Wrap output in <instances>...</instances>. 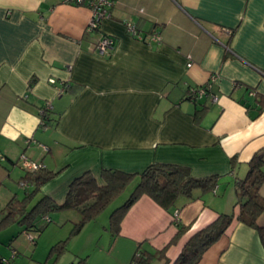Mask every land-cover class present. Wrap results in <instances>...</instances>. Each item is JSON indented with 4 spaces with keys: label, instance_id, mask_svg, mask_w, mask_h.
<instances>
[{
    "label": "crops",
    "instance_id": "obj_1",
    "mask_svg": "<svg viewBox=\"0 0 264 264\" xmlns=\"http://www.w3.org/2000/svg\"><path fill=\"white\" fill-rule=\"evenodd\" d=\"M90 16L87 7L64 0H0V210L20 199L21 155L54 174L40 192L57 204L86 172L103 185L102 170L183 166L197 178L219 176L216 193L180 200L172 212L143 195L118 234L108 232L107 251L100 242L93 246L92 230L72 259L131 264L139 246L147 253L166 247L152 264H173L191 236L219 214L233 213L198 264H264L259 235L237 220L235 206V182L264 147V0H117L100 26L114 39L109 54L94 50L98 34L85 31ZM126 23L142 35L159 33L160 41L135 39ZM62 83L68 89L59 94ZM207 83L214 97L186 99L188 87ZM46 102L51 119L41 129L39 108ZM203 107L196 120L195 109ZM259 193L264 198V180ZM175 217L188 230L169 244ZM256 223L264 227V212ZM19 230L25 236L21 227L0 237L17 256L30 247ZM17 256L11 264H22Z\"/></svg>",
    "mask_w": 264,
    "mask_h": 264
},
{
    "label": "trees",
    "instance_id": "obj_2",
    "mask_svg": "<svg viewBox=\"0 0 264 264\" xmlns=\"http://www.w3.org/2000/svg\"><path fill=\"white\" fill-rule=\"evenodd\" d=\"M200 88L205 90L203 96L198 94ZM211 96L213 94L210 89L206 88V84L187 88L186 99L190 102L196 103L201 97ZM45 107L43 104L39 108V126H41V122L48 125L51 119V108ZM206 109L205 107L196 108L193 114L194 118L200 119ZM234 163L235 160L232 158V168ZM263 166L264 147L258 150L248 162L245 176L235 182V206H238L237 220L257 231L264 248V227L258 226L256 223L258 216L264 212V198L259 193L260 185L264 180ZM53 177L54 174L44 167L34 172L25 171L20 181L31 184L33 190L27 191L21 199L10 198L4 208L0 210V232L16 224L24 227L25 233L41 234L46 225L51 222V212L75 210L78 212L79 218L72 222L73 228L70 235H77L87 223L97 217L108 203L119 196L128 185L134 183V188L127 199L110 215V225L107 230L112 236H115L119 232L123 217L141 196L146 195L164 210L172 212L178 207L180 200L192 201L196 198L197 193H216L219 183V176L216 175L197 178L191 174L187 167L152 163L138 173H125L114 169L102 170L100 178L103 185H99L94 176L86 172L71 181L61 204H57L45 196L32 204L41 186ZM44 216L48 217V221L44 219ZM233 218V213L219 214L213 222L191 236L173 264H198L202 255L225 233ZM41 223L43 226H40ZM175 223L177 232L169 244L176 243L188 230L187 226L180 225L177 221ZM67 240L53 244L43 264H47L54 257L55 260L51 264H55L57 257L66 249ZM140 250L139 246L131 258V264H152L155 255L163 258L166 247L153 253ZM8 260L7 264H11V260ZM165 263H167L166 259ZM0 264H5L2 262V258H0ZM77 264H81V261Z\"/></svg>",
    "mask_w": 264,
    "mask_h": 264
},
{
    "label": "rangeland",
    "instance_id": "obj_3",
    "mask_svg": "<svg viewBox=\"0 0 264 264\" xmlns=\"http://www.w3.org/2000/svg\"><path fill=\"white\" fill-rule=\"evenodd\" d=\"M42 129V128H41ZM20 173L22 177L25 174V171L20 169ZM134 188V183L127 186V188L119 194V196L115 197L107 206L97 215V217L92 221V225H89L86 229L83 228V231H80L77 235L71 236V230L73 228L72 222L79 218V214L75 210H65L59 212H51L50 218L51 222L46 225L45 229L41 234H36V243L31 244L27 238V236H23L19 230L20 237L25 241V244H29L30 247L25 251L22 250L21 254H19L14 260H18L22 264H43L46 261V257L48 256V252L52 244H55L61 240H67L66 249L57 257L55 264H77L78 260L72 259L71 252L76 249H80L88 242L90 238L93 237L91 233L92 230L94 231V240L93 246L100 242L103 244L104 249L106 251L109 248L110 244V235L108 234L107 228L110 225V215L112 212L118 208L120 205L124 203L127 199L129 194L131 193L132 189ZM15 189L17 192L18 197L23 198L26 195L27 191H32L33 187L31 184H28L27 187H23L19 184V181L15 185ZM41 189V188H40ZM42 197V193L40 190L35 195L32 204H34L37 200ZM61 217V222H59L58 217ZM88 224V223H87ZM40 226H43L41 223ZM10 227H13L11 229ZM8 227L9 231H4L0 233V237H3L6 234H9L12 231H16L17 229H21L18 225H12ZM7 228V229H8ZM107 230V231H106ZM89 235V238H88ZM87 236V239H85ZM11 257V249L8 248L7 244H0V258L10 259ZM55 258V257H54ZM51 258L47 264L53 263L55 260ZM12 260V259H10Z\"/></svg>",
    "mask_w": 264,
    "mask_h": 264
},
{
    "label": "built area",
    "instance_id": "obj_4",
    "mask_svg": "<svg viewBox=\"0 0 264 264\" xmlns=\"http://www.w3.org/2000/svg\"><path fill=\"white\" fill-rule=\"evenodd\" d=\"M117 0H64V3L71 4L75 6H85L87 7L90 12L91 16L89 18V21L87 23V26L85 28V31L88 33L95 32L98 34V38L96 42L94 43V50L99 54H109L114 46V39L110 36L104 35L100 32V26L101 22L105 19L110 18L112 9L114 5L116 4ZM127 31L133 36L135 39L140 40L142 42L150 44L151 42H159L160 41V35L157 32H152L151 34H140L137 27L132 23H126ZM228 35H230L232 32L230 29L225 30ZM190 65V64H188ZM51 84H56L54 79L49 80ZM210 85L207 83L206 88L209 89ZM68 89V86L64 83L59 84L57 87L58 93L61 94L65 90ZM199 96H203L205 94L204 89L198 90ZM214 97V96H213ZM212 97V98H213ZM214 100V99H213ZM45 108L50 109L51 105L49 102H46ZM42 129H46L47 125L42 124ZM27 143L29 141L27 140ZM0 160H3L2 155L0 154ZM20 165L22 169L26 172H34L38 169L42 168V164L38 162L31 161L28 159L25 155L20 156ZM21 186H28V183L25 181H20ZM44 219L48 221V217L44 216ZM175 217V221H176ZM27 236L29 242L31 244H34L35 235L33 233H25ZM15 256H17V252L15 250H11V257L10 259H13ZM9 260L2 258V262L7 264Z\"/></svg>",
    "mask_w": 264,
    "mask_h": 264
}]
</instances>
